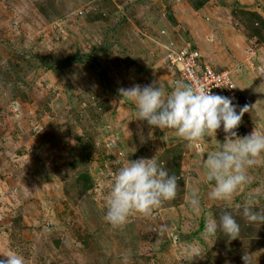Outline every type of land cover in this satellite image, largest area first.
I'll list each match as a JSON object with an SVG mask.
<instances>
[{
  "label": "rangeland",
  "instance_id": "1",
  "mask_svg": "<svg viewBox=\"0 0 264 264\" xmlns=\"http://www.w3.org/2000/svg\"><path fill=\"white\" fill-rule=\"evenodd\" d=\"M191 2L0 0V258L12 250L25 264H264V224L235 207L251 198L264 210V155L231 200H211L204 162L226 142L223 128L186 141L137 119L119 93L153 82L173 90L182 78L170 57L189 46L227 71L234 102L249 105L238 136L264 132V32L255 38L245 14L264 21V0H210L201 11ZM155 155L177 177L176 197L113 227L104 218L111 174ZM224 211L241 226L236 239L205 234Z\"/></svg>",
  "mask_w": 264,
  "mask_h": 264
},
{
  "label": "clouds",
  "instance_id": "2",
  "mask_svg": "<svg viewBox=\"0 0 264 264\" xmlns=\"http://www.w3.org/2000/svg\"><path fill=\"white\" fill-rule=\"evenodd\" d=\"M195 53L197 57L198 53ZM119 93L135 104L137 119L147 121L153 128L173 129L186 141H199L223 128L224 133L228 134L226 142L220 150L209 154L204 162L207 181L211 183L208 193L211 200L229 201L242 187L251 183L248 170L257 165L258 158L264 155V132L254 130L247 136L239 137L235 131L244 114L250 111L249 105L240 106L234 102V96L213 93L204 86H193L186 81H178L170 92L153 82L150 85L136 84L127 89L121 88ZM111 179L112 187L104 218L113 227L125 224L137 212L150 215L154 209L177 195V177L170 174L156 155L129 160L127 165L111 174ZM189 204L193 212L200 211L198 191L191 193ZM235 207L247 222L264 224V210L255 209L251 198ZM204 231L209 237L222 232L236 239L241 226L232 212L224 211L219 220L207 221ZM3 257L0 264H25L24 257L12 250ZM243 259L245 264H250L246 256Z\"/></svg>",
  "mask_w": 264,
  "mask_h": 264
},
{
  "label": "built area",
  "instance_id": "3",
  "mask_svg": "<svg viewBox=\"0 0 264 264\" xmlns=\"http://www.w3.org/2000/svg\"><path fill=\"white\" fill-rule=\"evenodd\" d=\"M170 64L176 70L183 81L193 84V86H204L213 93L225 96L239 97V92L226 71H215L210 66L203 64L201 68L198 64L196 53L188 48L185 52H179L170 57Z\"/></svg>",
  "mask_w": 264,
  "mask_h": 264
},
{
  "label": "trees",
  "instance_id": "4",
  "mask_svg": "<svg viewBox=\"0 0 264 264\" xmlns=\"http://www.w3.org/2000/svg\"><path fill=\"white\" fill-rule=\"evenodd\" d=\"M192 1L193 2H191L192 3L191 5L193 6L195 11L200 10L207 2V0H192ZM254 17H255V20L253 21L251 19V22H249L248 27L251 29L252 34H254V37L257 38V37H260V35L264 32V22L263 20L259 19L260 17H258V15L256 16L254 15ZM99 18L104 19V16L102 14H99L98 16H96V19L99 20ZM261 44H264V37H261ZM198 64L201 68L203 67L204 61L201 60V57L200 59H198ZM217 71L220 72L222 70H217ZM171 207H177V206L175 205ZM249 243L250 244H248V247H251V242Z\"/></svg>",
  "mask_w": 264,
  "mask_h": 264
},
{
  "label": "crops",
  "instance_id": "5",
  "mask_svg": "<svg viewBox=\"0 0 264 264\" xmlns=\"http://www.w3.org/2000/svg\"><path fill=\"white\" fill-rule=\"evenodd\" d=\"M209 2H210V0H207V2L205 3V5H206V4H209ZM205 5H204V6H205ZM201 10H202V9H200L199 11H201ZM247 11H250V10H247ZM241 13L244 15L243 11L239 12V14H241ZM245 14H246L249 18H251L253 21L255 20L254 15H255V16L258 15L257 12H253V11H252V12H247V13H245ZM258 17H259V16H258ZM259 19L263 20L262 18H259ZM263 22H264V21H263ZM205 45H206V44H205ZM211 48H212V47H211ZM211 50H212V49H211ZM209 51H210V50H209ZM204 52H205V51H204ZM204 52H202V54L199 55V56L202 57V58L204 57L203 60H204V61H207L208 58L205 57V55H204L205 53H204Z\"/></svg>",
  "mask_w": 264,
  "mask_h": 264
},
{
  "label": "water",
  "instance_id": "6",
  "mask_svg": "<svg viewBox=\"0 0 264 264\" xmlns=\"http://www.w3.org/2000/svg\"><path fill=\"white\" fill-rule=\"evenodd\" d=\"M199 55L197 54V57H198Z\"/></svg>",
  "mask_w": 264,
  "mask_h": 264
}]
</instances>
